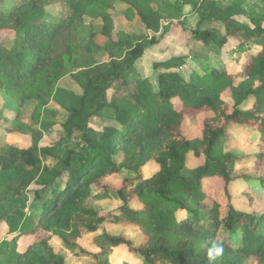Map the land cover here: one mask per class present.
I'll return each mask as SVG.
<instances>
[{
  "label": "trees",
  "instance_id": "trees-1",
  "mask_svg": "<svg viewBox=\"0 0 264 264\" xmlns=\"http://www.w3.org/2000/svg\"><path fill=\"white\" fill-rule=\"evenodd\" d=\"M20 1L26 4L8 9ZM111 1L0 0V30L13 33L8 46L0 44V89L21 106L65 75L67 62L79 63L81 94H66L62 128L68 138L80 134L84 144L79 153L62 155L60 144L39 147V131L18 123L2 126L0 121V218L12 236L0 245V264H64L48 243L52 237L68 252L93 258L96 264H111L113 250L120 247L131 260L137 258V264H207L205 246L213 239L224 247L216 264H264V211L244 212L229 195L230 185L242 179L251 184L243 190L249 203L257 199L264 206V14L245 24L226 17L220 38L199 28L191 31L196 41L215 43L217 49L232 43L239 54L231 61L237 69L213 66L188 81L163 73L153 91L147 80L129 82L126 76L141 57L142 45H129L123 55L91 64L97 45L76 42L89 7L110 8ZM120 1L127 5L125 13L138 17L147 31L160 30V18L149 0ZM195 4L198 12L219 10L207 0ZM106 41L104 48L113 53L122 44ZM176 64L171 59L157 66L168 70ZM249 100L252 105L245 109ZM103 113L111 115V124L97 132L89 121ZM201 113L210 116L202 121L200 137H186L185 119ZM231 126L257 134L255 153L236 157L224 152ZM11 132L30 135L32 145L21 149L6 144ZM49 157L61 167L44 165ZM238 162L250 163L253 173L233 176ZM150 163L157 170L145 179L141 171ZM121 171L132 177L119 186L111 184ZM36 179L41 188L27 215L19 209L24 206L20 190ZM213 179L223 184L220 199L205 188ZM92 187L101 197L114 193L121 206L107 215L84 209L82 201ZM117 226L135 230L140 242L125 238ZM87 235L93 236L96 253L80 245ZM23 236L34 239L19 251L17 242Z\"/></svg>",
  "mask_w": 264,
  "mask_h": 264
},
{
  "label": "rangeland",
  "instance_id": "rangeland-1",
  "mask_svg": "<svg viewBox=\"0 0 264 264\" xmlns=\"http://www.w3.org/2000/svg\"><path fill=\"white\" fill-rule=\"evenodd\" d=\"M17 1V0H14ZM213 2L219 9L214 14L201 10L198 12L195 0H190V4L185 5L184 0H149L150 7L160 18V30L157 33L147 31L139 18L135 15L125 13L127 5L120 0H112L110 8H101L91 5L83 19V24L77 30L76 42L87 45L92 41L97 45V50L91 52V64H101L110 61L116 54H124L129 45H142V55L134 63L132 70L126 75L129 82L137 79L147 80L153 91L158 90L159 75L163 73H176L184 80L188 81L193 74L203 75L213 67L229 65L230 71L237 69L236 64L231 61L239 54L235 52L232 43L217 49L215 43H201L196 41L191 34L195 28L203 31H211L216 38L225 34L223 20L230 17L240 23H248L251 17H260L264 14V0H207ZM26 4V3H25ZM20 3L11 4L12 7H23ZM50 10L54 7L49 8ZM106 27L110 31L106 35ZM13 33L7 30H0V44L8 46L12 40ZM122 42L118 50L113 53L104 48L106 39ZM175 59V67L164 70L158 64ZM232 63V64H231ZM79 63L69 61L65 64L66 73L59 79L51 80L48 86L44 87L34 97L26 98L21 106L9 96L6 91L0 89V121L2 126L21 124L26 128L40 132L39 147H54L60 144L62 155L67 151L79 153L84 144L80 134H74L71 138L65 136L63 124L67 118L66 101L67 93L73 95L81 94V87L78 79V72L81 70ZM240 81H235L238 84ZM45 99L48 102H45ZM252 100L246 102L245 109H249ZM101 117H92L89 127L97 132L107 124H111L109 113L101 114ZM209 113H201L193 119L186 118L183 123L182 132L188 138L200 137L202 121L209 117ZM230 136L224 144V152L231 153L236 157L252 154L257 151L255 138L257 134L247 127H230ZM1 134V132H0ZM4 142L10 146L26 149L32 145L30 135L18 132L8 133ZM44 165H51L59 169L61 164L50 157L43 162ZM157 170L154 163L146 165L141 173L147 179ZM253 173L250 163L238 162L234 167L233 176ZM132 176L121 171L116 179L110 183L120 185L123 179ZM251 186L250 183L240 179L232 183L229 187V195L232 204L244 212L255 211L262 213L264 206L255 199L249 203V199L243 194V190ZM223 184L217 179L205 183V188L215 199H220L223 195ZM41 188V180L36 179L30 185L20 190L21 201L24 206L19 208L28 215L32 212L36 200L35 191ZM100 192L92 187L89 197L82 201L81 206L87 210H93L107 215L114 213L121 202L114 193L106 197H101ZM134 204V203H133ZM132 204V205H133ZM112 227H108L110 229ZM117 232L123 234L125 238L133 241L136 245L140 242V236L135 230L126 226L114 227ZM115 230V231H116ZM12 238L8 226L0 218V245ZM92 235L84 236L80 245L91 253L97 250L92 246ZM32 236H23L18 239L17 247L23 251L33 241ZM236 240V239H235ZM237 239L236 242H239ZM52 249L63 256L64 264H96L90 257L75 256L63 248L62 242L57 237H52L48 241ZM137 264V258L131 260L125 247L113 250L110 256L111 264Z\"/></svg>",
  "mask_w": 264,
  "mask_h": 264
},
{
  "label": "clouds",
  "instance_id": "clouds-1",
  "mask_svg": "<svg viewBox=\"0 0 264 264\" xmlns=\"http://www.w3.org/2000/svg\"><path fill=\"white\" fill-rule=\"evenodd\" d=\"M224 247L216 240H210L205 246L207 264H216L217 260L223 255Z\"/></svg>",
  "mask_w": 264,
  "mask_h": 264
}]
</instances>
